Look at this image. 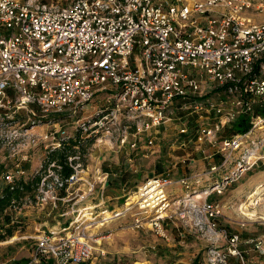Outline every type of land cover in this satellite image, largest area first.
<instances>
[{
  "label": "built area",
  "instance_id": "built-area-1",
  "mask_svg": "<svg viewBox=\"0 0 264 264\" xmlns=\"http://www.w3.org/2000/svg\"><path fill=\"white\" fill-rule=\"evenodd\" d=\"M255 1L71 0L63 7L0 0V120L28 113L21 127L3 140L13 161L3 180L9 192L23 194L9 207L49 208L48 217L57 211L58 218L68 219L66 225L37 228L25 264H98L96 246L111 236L116 222L130 217L133 230L147 228L159 235L163 221L170 219L175 205L166 191L170 182L155 174L146 176L120 206L106 205L108 180L117 176L98 169L90 176L78 151L80 138H93L96 144L116 139L118 148L153 155L156 129L171 121L173 104L182 102L197 115V144L216 149L210 158L226 153L222 163L210 166L214 173L224 169L244 138L263 127L264 114L257 115L255 106L264 110V19L255 23L247 14L262 6ZM215 90L230 99L212 101L209 94ZM104 93H110L109 105L90 107L88 113L96 95ZM242 115L249 117L250 130L224 140L219 148L217 134ZM53 116L69 119L78 137L71 138L77 151L63 160L47 158L28 171L24 163L31 151L54 153L70 146V137L59 133L56 122L46 121L51 128L43 133L32 132ZM187 132L183 127L178 133ZM144 136L148 139L142 146ZM20 146L22 153L15 151ZM261 158L254 152L243 159L233 176L252 169ZM127 162L129 171L138 174L132 160ZM229 179L216 182L211 193L221 194ZM35 181L29 195L24 185ZM179 183L188 188L185 179ZM209 195L199 209L212 217L221 208L206 203ZM225 239V247L221 253L212 251L211 260L234 258L243 264L240 237L229 234ZM246 243H255L256 250L262 244Z\"/></svg>",
  "mask_w": 264,
  "mask_h": 264
},
{
  "label": "rangeland",
  "instance_id": "rangeland-1",
  "mask_svg": "<svg viewBox=\"0 0 264 264\" xmlns=\"http://www.w3.org/2000/svg\"><path fill=\"white\" fill-rule=\"evenodd\" d=\"M70 1L30 0L32 3L53 4L63 7L67 6ZM257 4H262V6L258 10L253 9L247 12L255 23L264 19V0H256L254 5ZM202 80L205 81V77ZM109 95L110 93L96 95L90 103L87 112L90 113L92 109L90 107L98 102L101 104L100 109L108 106V100H111ZM209 97L217 103L227 102L230 99L226 92H218L217 90L210 93ZM201 100L198 101L204 103ZM258 110L264 112L262 108L256 105L255 113L257 115L259 114ZM27 118L28 113L20 111L13 120H0V169H2V173L11 170L13 167V161L7 157L12 151L10 147L3 143V140L13 130H18L22 122H25ZM169 118L171 119L169 123L163 124L156 129L158 133L155 136V142L157 139L159 140L158 146L155 143L156 149L151 156L153 158L150 157L151 159L149 160L145 159L146 162L143 161L144 157H142V153L136 155L127 146L118 148L119 143L116 139H112L110 142L105 141L102 144H96L93 138H80L78 151L84 155L83 163L90 171V176L95 173V169L99 168L97 159L99 153L105 155L109 152L112 161L110 169H112L113 173L117 171L118 166L123 161L125 162L128 159L132 160L134 167H137L139 173L129 174V169L125 173V175L129 176L128 180L132 183L129 182L127 184L126 195L136 190L132 188L133 182L139 185L146 179V176L149 175L147 173L150 165H155L156 169L159 170V173L155 174L156 176L159 175L164 181L168 180L170 182L166 186L168 195L173 193L174 188L178 184L183 188V193L175 194L173 197L169 196L171 202L175 205L170 212L171 214L169 213L170 219L163 221L161 234L157 235L154 231L147 228L135 231L131 228V218L126 217L124 220L110 226V229L113 231L111 232V236L102 242L101 245L96 246V262L98 264H193L196 261V264H242L240 260L234 258H228L224 263L218 260H211L214 256L212 251L221 253L225 247V237L229 234L237 235L240 239L255 238L264 235V223L260 219L264 217V125L261 129L254 130L253 135L244 138L241 149L235 151L229 157V162L223 167L224 169L220 170L221 172L224 171L221 174L222 178L228 176L230 182L222 190L221 194H217L215 192L211 193L216 183L210 184V181L205 180L203 176L211 173L210 166H218L216 160H220V163H222L226 153L219 152L210 158L209 155L214 153L213 150L215 148H211L208 143L197 144L195 136L196 125L198 124L197 115L184 107L182 102L176 101L173 104L169 111ZM48 119L51 120H43L38 125H47L49 126L47 130H50L51 125L45 124V122H56L57 129L63 136L70 137V139L77 137L69 119L57 116ZM122 121H118L117 125L120 123L119 126H121L123 124ZM29 125L23 128L29 127ZM183 127H186L188 130L186 135L178 133ZM243 134L245 133H230L228 128L224 127L217 134L218 143H221L220 145L218 144L219 148L222 146L224 140H230L235 136H241ZM183 136H185L184 141L181 139ZM142 138L144 141L146 140L145 137ZM143 139L141 140L143 141ZM72 140L68 141V144H70L69 147L66 146L64 150L55 151L54 153L43 149L39 150L38 148L37 151H31L29 162L24 163L26 170L34 171L47 158L61 160V156L77 151L72 148L76 145ZM180 144H184L185 147H180ZM19 150L20 153L24 152L21 146L15 148L16 152ZM122 150L124 151L122 152ZM254 152L261 155V160L252 169L244 171L241 176L239 174L233 176L236 172L234 168L238 163H242V160H246L248 156L251 157ZM198 153H202V157L204 158V161H202L203 165L200 168L192 160L193 158L196 161L199 160L195 156ZM183 160L184 163H182ZM162 161L165 164L162 165L159 163ZM126 163L128 164V162ZM181 179L187 181V189L179 183ZM169 189H172V191L169 192ZM256 192L258 193L257 195L254 194ZM195 194L203 195L204 198L202 197V200L194 201ZM207 194L210 195L207 197L206 203L217 204L221 208L219 214L216 216L211 217L200 213L199 207L204 202ZM216 196H220L219 200L214 201ZM122 203L123 201L115 206H120ZM224 211L228 214L225 213L226 215H223ZM181 213L185 214L182 215ZM7 214L10 213L8 212ZM223 218L225 220L224 225L221 224ZM229 219L233 220V223L229 224L227 221ZM8 228H12V226L7 227L3 224L0 228V264L27 263L34 242L29 238L20 236L22 233L16 235L14 232L10 234V232L6 231ZM20 231H24V228ZM240 247L239 245V251L243 256V264H256L257 256L252 251L253 245L247 243L243 245L244 248Z\"/></svg>",
  "mask_w": 264,
  "mask_h": 264
},
{
  "label": "crops",
  "instance_id": "crops-1",
  "mask_svg": "<svg viewBox=\"0 0 264 264\" xmlns=\"http://www.w3.org/2000/svg\"><path fill=\"white\" fill-rule=\"evenodd\" d=\"M100 106H101V104L98 102V103H95V105H93L92 107L99 108ZM48 127L49 126H47V125H45V126L37 125L36 127H34L32 129V132L35 133V134L43 133V132L47 131V129H49ZM156 133H158V131H156L155 134ZM144 137L146 138V140L148 139V137H146V136H144ZM141 139H143V138H141ZM141 139H140L139 144L143 146L144 143L146 142V140L144 141V139H143V141H142ZM181 139L184 141L185 140V136L181 137ZM158 142H159V140L157 139L156 142H155V143H157V146H158ZM123 151L124 150H122V152ZM142 152H144V151H139V152H136L135 154L139 155ZM91 156H93V155H91ZM151 156L152 155L145 156L144 154H142V157H144L143 161L146 162L145 159L149 160V159L153 158ZM195 156H196V158H199V160L196 161L194 158L192 160H193L194 163H197V165L200 168V166L203 165L202 161H204V158L202 157V153H198ZM97 159H98V165H99L98 170L100 172H104V173L109 172L111 175L116 174V176L118 177V178L116 177L115 179L110 178L108 180V185L106 187V193H105V197H104L106 205L115 206V205H117V204H119V203H121L123 201V198L126 195L127 184L129 182L131 183V181L128 180L129 176L125 175V173L128 172V169H129L127 167L128 166V164L126 163L127 161H125V162L123 161L121 163V165L118 166V168L120 167V169L117 168V171L115 173H113L112 169H110L112 161H111L109 152L106 153L105 155H103L102 153H99ZM216 162L219 165L220 160L219 161L216 160ZM149 163H150V161H149ZM159 163H161L162 165L165 164L163 161L159 162ZM139 169H140V167H139ZM148 169L149 170H148L147 174H150V173L151 174H157V173H159V170L156 169L155 165H150L148 167ZM1 171H2V169H0V181H1V183H0V193L3 194V193H8V191H7V183L5 182V180H3V176H2V172ZM222 172H224V171H222ZM222 172L219 171V172L209 173L207 176H203V177H204L205 180H207V181L209 180L210 184H213V183L219 182L220 179H222V175H221ZM129 174H132V172L129 171ZM20 184H21V182H20ZM177 184H178V181H177ZM137 185H138V183L135 184V182H133L132 188L136 189ZM35 187H36V181L35 182H27L24 185V189L29 195H31L34 192V188ZM182 189L183 188L178 184V186H176V188H174L173 193L169 194V196L173 197V196H175V194L183 193ZM170 191H172V189H169V192ZM22 196H23L22 193L20 194V193H17V192L14 193V194H11L9 196V201L7 202V205L4 207L3 212H1V214H0V219H1L0 228L2 227L3 224H4V226H7V227H11L12 226V228L6 229L7 232H10V234H13L14 232H15L16 235L22 233L20 236H22L23 238H25V237L29 238L30 240L33 241V238L37 234V232H36L37 228H39L38 231H45V230L49 229L50 227H53V226H56V225H66V223L68 222V219L58 218L57 217V215H58L57 211L52 216L48 217L47 216V211L49 210V208H47L46 211H42V212L41 211L37 212L36 209L29 208V207H27L25 205L21 206V210L20 211H16V210L11 209L9 207L10 201L12 199L20 200ZM201 196L203 197V195H201ZM219 197L220 196H216L214 201L219 200ZM220 200H222V198H220ZM8 212L10 214H7ZM225 213H227V212L224 211L223 215H226ZM229 220H227L229 222V224L233 223V220H230V221ZM224 223H225V220L223 218L222 221H221V224L224 225ZM15 226H16V230H15ZM22 228H24V231L21 232L20 230H22ZM250 240H252L254 242H257V241H261L262 242L261 247L258 250H256L254 248V246H255L254 244L255 243L252 244L253 245L252 251L255 254V256H257L256 257V264H264V235L261 236V237L248 238V239H246V238L242 239L241 238V243H240L241 247L240 248H244L243 245L244 244L246 245L247 244L246 242L250 241Z\"/></svg>",
  "mask_w": 264,
  "mask_h": 264
},
{
  "label": "trees",
  "instance_id": "trees-1",
  "mask_svg": "<svg viewBox=\"0 0 264 264\" xmlns=\"http://www.w3.org/2000/svg\"><path fill=\"white\" fill-rule=\"evenodd\" d=\"M259 114H264L262 110H258ZM249 117L246 115H242L238 120L234 121L230 125L227 126L228 130L230 133L234 134H241V133H246L250 129V122H249ZM64 159V156H61V160ZM69 169H65L64 173L66 175H69ZM8 191V190H7ZM11 194H14L13 192L8 193H0V214L3 212L4 207L7 205V202L9 201V196ZM193 264H196V261L193 262Z\"/></svg>",
  "mask_w": 264,
  "mask_h": 264
},
{
  "label": "bare ground",
  "instance_id": "bare-ground-1",
  "mask_svg": "<svg viewBox=\"0 0 264 264\" xmlns=\"http://www.w3.org/2000/svg\"><path fill=\"white\" fill-rule=\"evenodd\" d=\"M254 194H258L257 192L256 193H254ZM196 196H195V198H193V200L194 201H199V200H201L202 199V196H200V194H195ZM164 217V216H163Z\"/></svg>",
  "mask_w": 264,
  "mask_h": 264
},
{
  "label": "water",
  "instance_id": "water-1",
  "mask_svg": "<svg viewBox=\"0 0 264 264\" xmlns=\"http://www.w3.org/2000/svg\"><path fill=\"white\" fill-rule=\"evenodd\" d=\"M152 176H153V174H149V175H148V177H152Z\"/></svg>",
  "mask_w": 264,
  "mask_h": 264
}]
</instances>
